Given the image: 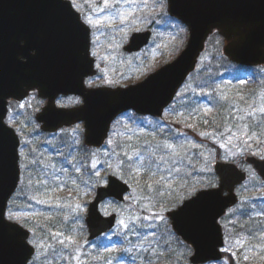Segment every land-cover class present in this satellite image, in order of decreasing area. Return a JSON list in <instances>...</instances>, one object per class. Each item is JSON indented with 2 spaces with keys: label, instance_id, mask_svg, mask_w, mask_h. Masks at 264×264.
<instances>
[{
  "label": "rangeland",
  "instance_id": "1",
  "mask_svg": "<svg viewBox=\"0 0 264 264\" xmlns=\"http://www.w3.org/2000/svg\"><path fill=\"white\" fill-rule=\"evenodd\" d=\"M147 3L149 7L144 6L145 0H132L131 3L126 2V0H110L112 9L128 10L132 14L123 23L119 17H116L111 24L105 20L102 25L91 27V52L95 53V56H92L96 59V68L99 65L97 68L99 71L96 76L86 80L89 87H125L135 84L179 55L188 39V29L171 18L167 11V5L161 12L158 0H147ZM100 7H103V0H75L74 8L81 13L83 20L87 16L96 19L99 16L107 17L111 14L112 9H106L104 13H99ZM149 8H152L155 14L150 17L144 16L143 12L149 11ZM149 28L153 31V37L148 46L132 54L123 50V46L133 32ZM223 40L220 35H213L210 41L208 40L207 49L202 54L203 57L200 58L201 61L196 73L187 79L175 102L166 109L162 118L138 119L133 116V112H128L121 115L113 123L109 138L113 137V133H116L117 135L113 137L114 142L115 138L120 141L123 140L124 136L128 137L129 141L136 142L135 151L146 157L154 153L157 159L163 156L167 163L173 162L180 171L176 173L173 170L171 177H169V168H174L176 165L167 167V163L162 162L160 171L151 178V181L148 173L136 177L139 180L145 179L154 184V188L147 193L141 191V187L137 186L136 182L130 181V175L125 171L123 181L132 187L131 192L126 195V201L121 203L116 200H107L100 206L101 212L106 216L113 213L117 214V224L110 233L93 241L88 238L89 232L85 219L88 205L93 200L97 187L103 184L97 183L98 177L95 175L94 180L82 179L86 172L83 173L84 166L78 164L80 160L75 157L76 153L68 160L75 175L66 174L67 169L61 171L60 164H57L58 167L55 172L60 178L53 180L55 188L52 190L51 197L47 198L42 207L47 211V214L31 212L21 202V199H26V193L33 200L39 199L33 192H27L30 180L26 179V170L31 176L34 171L32 169L36 168L41 173L40 179L46 178L45 173L48 170L44 167L40 168L41 164L46 163L43 157H61L67 149L69 150V147H74V152H78L76 148H80L79 145L83 143L84 139V124L78 123L56 133H46L41 130L40 123L35 118V115L46 105V99L34 92L22 101H9L7 123L17 131L21 140L19 152L22 177L19 188L12 199L15 207L13 211L29 214L22 216V218L28 224V227L26 224L24 226L32 232L30 239L43 242L44 247L36 248L35 264H109V261L111 264H149V261L151 264H192L190 261V256L193 253L192 247L173 231L170 219L166 215L167 211H162V208L166 207L171 210L179 206L180 204L176 202L177 199L184 201L188 197L185 191L186 187L194 185L198 191L202 188H210L208 187L209 184L212 185L211 187L216 186L218 177L215 175L213 164L218 152L222 159L239 163L249 174L248 180L237 188L240 203L236 207L248 203L253 210L252 217L264 213L259 205L264 201V181L253 167L245 162V157L249 153L264 158V113L260 111L261 108H264V93L260 91L257 99L255 92H253L251 99L246 100L248 105L242 106V110L233 109L234 120L231 122L232 124L227 123L228 125L222 130L211 131V141L208 144L196 135L199 134L197 133L198 128L194 126L196 116L193 115L188 117V120H184L186 118L183 107L185 99L194 91L195 84L198 79L203 77L204 71L211 73L212 69L218 65L232 67L222 56ZM216 61L218 63L213 65ZM259 70L264 74V67L259 68ZM255 71L256 69H253L248 72L252 74ZM109 81L111 83H108ZM248 82V79L239 82L243 85L240 88L245 92L250 88ZM179 101H181V105ZM81 103L82 98L75 95L60 96L57 99L59 107H73ZM194 112L196 113L193 110L190 114H194ZM168 124H182L191 130L195 136L183 132L181 136L176 137L177 140L173 139L172 135L174 134H167L166 132ZM78 125L79 128H77ZM158 132L166 133L157 135ZM245 132L249 136L255 133V136L253 139L247 140V137L243 135ZM142 135L153 136L162 140V143L157 140L159 150L155 152L153 147H149V149L142 151L140 146L137 148L138 141H140L139 137ZM63 136L68 139L69 144L61 142ZM119 136L123 138L119 139ZM168 143L175 147L164 149L162 146ZM142 145L147 146V144ZM113 150L117 152L115 143L112 145L106 143L99 150L92 148L86 152L87 156L91 158V167L95 164V168L92 167L93 171L99 172L102 177H108L119 160L118 156L112 154ZM174 152L178 155H174ZM39 158H41L40 166L36 163ZM109 164L112 165L111 169ZM76 168H79L80 171L76 172ZM107 170L108 172H106ZM160 176L165 177L164 183L170 185V188L164 187L163 184L155 185L154 182ZM161 192L164 195H160ZM146 197H152V199L149 200ZM163 197L168 199L166 204H164ZM255 200L258 202H254ZM77 204L83 205L84 211H77L75 207ZM236 207L231 208L221 219L225 232V247L223 249H231V252H223L231 254L234 264H264L263 246L247 248L246 242H252L251 239H240L231 233L232 229L229 226L236 223V219L239 217ZM153 214H159L164 219H145V217ZM39 215L50 220L49 228L40 226L36 220ZM134 217H139V219H134ZM121 220L129 225L128 229L120 224ZM39 228H41L40 233L37 231ZM124 231L131 236L125 239ZM55 233H62L63 236H54ZM260 234L262 238L264 231ZM69 236L72 237L74 243L65 239ZM60 239H65V243L60 244ZM238 240L241 242L240 244L236 243ZM103 244L106 245L103 246ZM48 245H52V247L49 248ZM100 245L103 246V249L97 254L95 251ZM260 245L258 244V246ZM245 254L249 256L248 260L244 259ZM207 264L229 263L226 258Z\"/></svg>",
  "mask_w": 264,
  "mask_h": 264
},
{
  "label": "water",
  "instance_id": "2",
  "mask_svg": "<svg viewBox=\"0 0 264 264\" xmlns=\"http://www.w3.org/2000/svg\"><path fill=\"white\" fill-rule=\"evenodd\" d=\"M167 1L169 14L189 30L179 56L135 84L89 88L85 79L97 73L91 55V30L69 0H0V264H23L25 257L35 254L27 243L29 230L6 219L9 201L21 180L20 138L5 121L10 99L20 101L37 91L47 99L36 115L42 130L55 132L84 122L85 144L100 148L121 113L134 110L154 117L163 115L196 70L214 31L224 38L223 53L230 61L264 65V0ZM150 38V31L135 32L125 50L140 51ZM59 95H79L83 104L58 107ZM246 160L264 179V160L252 154ZM214 168L219 176L217 188L198 192L199 199L192 197L195 203L184 211H180L182 205L168 212L174 230L194 247V264L222 259L224 236L219 219L238 202L235 189L246 179V172L234 162L217 159ZM129 191L128 183L113 182L110 176L109 183L97 189L86 217L90 240L116 224V214L101 213V202L108 198L124 201Z\"/></svg>",
  "mask_w": 264,
  "mask_h": 264
},
{
  "label": "trees",
  "instance_id": "3",
  "mask_svg": "<svg viewBox=\"0 0 264 264\" xmlns=\"http://www.w3.org/2000/svg\"><path fill=\"white\" fill-rule=\"evenodd\" d=\"M144 16L150 17L152 13L150 11L143 12ZM218 62L216 61L213 63V65H216ZM219 66V65H218ZM216 66L215 69H212V72L209 73L208 71H204L203 77L197 80L195 84V90L190 93L183 104V107L185 109L184 114V120H188L187 118L190 116H196L194 126L198 128V135L202 138L204 142L207 144L210 143V132L211 131H219L222 130L225 126H227V123H231L234 120V114L233 109H241L242 106L248 105L247 99H251L252 93L255 92V95L258 99L260 95V91L264 93V74L261 73V70L256 69V71L252 74H250L249 78V90L247 92L243 91L240 87L243 85L239 84V81L244 77L245 71L242 67H234L232 70L226 69L224 66ZM206 73V74H205ZM245 94H244V93ZM222 97H227V99H222ZM207 103V104H205ZM179 104L181 105V101H179ZM205 108L211 109L210 112L204 111ZM193 110L196 111L194 114H190L193 112ZM232 124V123H231ZM201 132L209 133L208 136H201ZM160 134V133H157ZM207 137V138H206ZM123 138L122 136H119V139ZM160 138V137H159ZM118 138H115V148L117 150V153H120L122 151V148L128 149L130 152L132 149H136V142H131L128 140V137L123 138V140H117ZM140 141H138V146H140V149L142 148V144H147L145 146L146 148L153 147V150L156 152L159 149V146L157 145V140H162L153 137V136H142L139 137ZM68 142V139L63 136V139H61V142ZM61 145V144H58ZM156 146V148H154ZM78 152H74V147H69V150H66V153H64L63 156L58 158H51L50 156H45L46 163L41 164V158H39L36 163L41 164V168L44 167L47 172L46 178L40 179V172L36 170V168H33V173H28L29 171L26 170V179L30 180V185L27 188V192H33L34 195H36L39 199L33 200L27 193L25 195V200L21 199L22 204L26 205V209L29 211H36L37 213L41 214H47V211L42 207L45 203H39L40 200L47 201L48 197H51L52 190L55 188V185L53 183V179L51 176V173L55 171V169L60 164L61 170L65 171L67 169L66 174L71 173L70 176L75 175L74 169L70 167L68 160L76 153L77 158H79L80 163L84 166L83 173L86 172L82 176L83 180H94V172L90 161L91 158L87 156L88 149L83 145V143L80 145V148H76ZM116 152V151H115ZM119 159H123V156H118ZM217 158H220L221 155L218 152L216 154ZM58 164V165H57ZM54 165V168L51 166ZM173 162H169L166 164V166L171 167L174 166ZM126 171V170H125ZM108 172V170L106 171ZM38 176V177H37ZM48 180V184L44 185L43 183H37V181H43ZM130 181L136 182V185L140 186V190L143 192H146L151 190L146 187V183H148L145 179L139 180L137 179L134 174L129 177ZM142 182V183H141ZM160 197V196H159ZM165 203H167V198L163 197ZM163 201V202H164ZM14 202L11 201L9 209L12 211L14 210ZM240 210L237 211L238 219H236V223H234L231 227L232 231L231 233L234 234V236H238L240 239L249 240L251 239L252 242H246L247 248H255V247H264V235L261 234L264 231V213H262L260 216L257 217H251L248 214V206L246 203H243L240 207ZM260 209L264 210V204H260ZM43 215H39L36 220L39 222L40 226L42 228H49L50 227V220L43 219ZM26 224V223H25ZM24 224V225H25ZM27 225V226H26ZM25 226L28 227V224ZM259 227V228H258ZM41 228L37 229L38 233H40ZM43 233V232H42ZM41 233V234H42ZM131 235L128 234V232L124 231V237L127 239V237H130ZM257 244V245H256ZM258 244H261L258 246ZM102 246H98L96 248L95 253H100L102 250ZM259 251H261L259 249ZM224 256L227 258L229 264H234V259L231 256V254L225 253Z\"/></svg>",
  "mask_w": 264,
  "mask_h": 264
},
{
  "label": "snow or ice",
  "instance_id": "4",
  "mask_svg": "<svg viewBox=\"0 0 264 264\" xmlns=\"http://www.w3.org/2000/svg\"><path fill=\"white\" fill-rule=\"evenodd\" d=\"M126 2L131 3L132 0H126ZM69 4L72 7H75V0H69ZM145 7H149L147 0H145ZM158 6L160 8V11L163 12L165 7H166V0H158ZM106 9H112V5L110 4V0H103V7H100L98 12L99 13H104ZM149 11L152 14H155L152 8H149ZM132 13L128 10H120L118 8L116 9H112V12L109 16L105 17V16H99L96 19H93L92 16H87L84 20V22L86 24H88L90 27H98L100 25H102L105 20L108 21L109 24L112 23L113 20H115L116 17H119V19L121 20V22L123 23L124 21H126L128 19V17L131 15ZM86 55H88V49L86 46ZM93 56H95V53H92ZM97 68H99V65H97ZM91 83V82H89ZM108 83H111V81H109ZM241 83H244V81H241ZM222 99H227V97H222ZM22 107V105H21ZM205 112H210L211 109L209 108H205L204 109ZM261 113H264V108L260 109ZM117 123H119V121H117ZM189 127H194L193 125H188ZM77 128H79V125L77 126ZM75 131V130H74ZM117 135L116 133H113V137ZM201 136H208L209 133L206 132H201L200 133ZM243 135H245L247 137V140H251L253 139V137L255 136V133H253V135L249 136L247 135V133H243ZM113 137H110L107 140V144L112 145L114 143V139ZM129 139H131V137H129ZM246 140V142H247ZM164 149H169V148H174L175 146L168 143V144H164L162 146ZM241 151H243V149H241ZM113 155L115 156H123V159H119L117 161L116 167L114 169H112L111 173L109 174L110 177L113 178V182H115L116 180H120L123 181L124 180V174L125 170L127 172L128 175H133L135 177H139L140 175H142L143 173H148L149 174V180L151 181V178L153 176H155L157 174L158 171H160L161 169V163H167L164 160V157L161 156L158 159L155 158V154H151L149 156H145L140 154L139 152L135 151V149H132V151L130 152L128 149L126 148H122V151L120 153H117L113 150ZM174 155H178V153H173ZM33 163H35V161H33ZM52 168H54V165L51 166ZM93 168H95V164L92 165ZM109 168H112V165L109 164ZM76 172H79L80 169L76 168L75 169ZM175 171L176 173H179L180 169L178 167H174V168H169L168 171V175L169 177H171L172 171ZM63 171V170H61ZM47 175V173H45ZM94 175L96 177H98L97 183H101L103 185H107L109 183V177H102L100 176L99 172L94 173ZM52 179L53 180H59V176L56 174L55 171H53L51 173ZM165 182V177L164 176H160L158 180H156L154 183L156 186H160V185H164V187L166 188H170L171 186L164 183ZM37 183H43L44 185L48 184V180H43V181H37ZM73 183H75V181H73ZM212 185H208V187H211ZM146 187L149 189H153L154 188V184L152 182H148L146 183ZM185 191L188 194V203H184V201L182 199H177V203L178 204H182L183 206L180 208V211H184L185 208L189 207L190 204L195 203L194 199H191L192 197H195L196 199H199V196H197V189L196 187L193 185L191 187H186ZM87 194V193H86ZM160 195H164L163 192L159 193ZM201 195H211V193L208 192H201ZM35 198V197H34ZM147 199L151 200L152 197H146ZM46 201L44 200H40L39 203H45ZM76 210L77 211H84V207L81 204H77L76 206ZM162 211H168V208L164 207L162 208ZM29 214L25 213V214H21L20 212H16V211H12L11 209L8 210L7 215H6V219L9 221H15L17 223H20L22 225L25 224V221L23 220L22 216H27ZM160 219L163 220L164 217L159 215V214H153L152 216L149 217H145V219ZM134 219H139V217H134ZM120 224L125 228L128 229L129 225L126 224L123 220L120 221ZM54 236H63L62 233H55L53 234ZM65 239H67L70 242L74 241L72 240V237H66ZM65 239H60L59 243L60 244H64L65 243ZM28 244L33 246V252H35L37 247H44L43 242L40 241L38 242L35 239H30L27 241ZM237 244H240L241 242L238 240L236 241ZM49 248L52 247V245H48ZM223 251H229L231 252V249H223ZM233 255H235V253H232ZM35 256H33L32 258L29 257H25V260L23 262V264H35ZM244 259L248 260L249 256L247 254L244 255ZM109 264H111V261H109ZM149 264H151V261H149Z\"/></svg>",
  "mask_w": 264,
  "mask_h": 264
},
{
  "label": "flooded vegetation",
  "instance_id": "5",
  "mask_svg": "<svg viewBox=\"0 0 264 264\" xmlns=\"http://www.w3.org/2000/svg\"><path fill=\"white\" fill-rule=\"evenodd\" d=\"M91 31H92V28H91ZM175 125V124H174ZM174 128L176 129V126H174ZM177 130V129H176ZM180 132H183V130L181 129V127H179L178 129Z\"/></svg>",
  "mask_w": 264,
  "mask_h": 264
}]
</instances>
